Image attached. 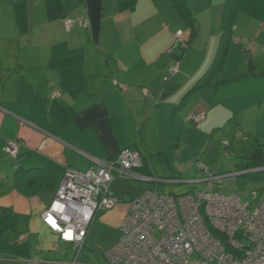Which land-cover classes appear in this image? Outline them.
Here are the masks:
<instances>
[{
	"label": "crops",
	"instance_id": "1",
	"mask_svg": "<svg viewBox=\"0 0 264 264\" xmlns=\"http://www.w3.org/2000/svg\"><path fill=\"white\" fill-rule=\"evenodd\" d=\"M186 1L197 20L195 36L170 0H138L132 11H120L117 0H86L85 6L49 0V11L56 13L40 19L49 25L48 36L25 41L16 31L3 39L0 23L1 262H65L62 249L75 248L60 242L42 215L65 171H88L92 158L114 159L132 149L154 178L173 181L139 182L137 196L146 189L165 193L159 184L189 185L183 193H165L172 195L204 186L194 183L204 177L190 172L198 162L215 163L207 153L212 144L219 147L216 138L229 141L233 150L240 144L242 168L262 167L247 175L264 173V155L253 158L243 147L264 141V0H241L222 63L212 71L227 0ZM65 17H85L90 25L68 31ZM178 31L186 47L177 44ZM177 60L179 73L165 80ZM206 76L208 82L195 88ZM219 81L226 82L216 86ZM54 92L60 97L53 98ZM193 111L206 112V119L187 121ZM8 141L22 144L18 160L5 152ZM258 191L260 200L264 185ZM115 193L132 198L126 189ZM127 211L121 203L93 225L100 217L120 231ZM3 239L15 247L24 243L18 250L26 256H17Z\"/></svg>",
	"mask_w": 264,
	"mask_h": 264
},
{
	"label": "built area",
	"instance_id": "2",
	"mask_svg": "<svg viewBox=\"0 0 264 264\" xmlns=\"http://www.w3.org/2000/svg\"><path fill=\"white\" fill-rule=\"evenodd\" d=\"M63 22L68 31L90 25L85 17H65ZM182 35V31L176 33L177 44L186 47L180 39ZM179 64L177 60L171 66L165 80L179 73ZM52 97L60 94L54 92ZM186 119L199 124L206 119V112L193 111ZM238 136L243 135L238 133ZM21 145L18 141H8L5 152L18 160ZM223 146L230 158L231 144L224 141ZM92 162L94 167L88 171H65L55 199L42 215L44 224L58 235L60 242L72 244L78 250L77 257L94 220L102 212L127 203L128 211L120 225L121 237L103 251L104 264H264V198L244 202L237 195L212 191L217 186L221 188L223 179L248 171L223 176L198 162L205 176L194 183H203V190L172 195L146 189L129 198L127 194L112 191L116 178L138 182L171 180L140 174L143 158L132 149L122 150L114 159L92 158ZM25 264L47 262L35 258Z\"/></svg>",
	"mask_w": 264,
	"mask_h": 264
},
{
	"label": "rangeland",
	"instance_id": "3",
	"mask_svg": "<svg viewBox=\"0 0 264 264\" xmlns=\"http://www.w3.org/2000/svg\"><path fill=\"white\" fill-rule=\"evenodd\" d=\"M1 3L2 8L0 9V23L2 24L1 34L4 37L3 39L11 37L15 31L19 32V35H21L20 38H22V40L24 41L27 39H33L38 37L45 38L46 36H48L50 29L49 25L47 23L40 24V19H46L47 17H49V15L56 13L55 8L49 11V0H1ZM9 39L11 38H8L7 40ZM178 51L180 55L183 53V49L180 47L178 48ZM216 140L219 141V147L217 148L214 144H212L208 150L207 156H211L212 161L215 162L213 165L209 164L208 166L211 168L212 171H214L218 175L225 176L227 174H234L235 171L238 170V172H242L250 170L256 171L262 169V167H256L249 170H242L241 164H238V162H240V158L238 156V154L240 153V144H235L236 149L231 150L232 155L229 159L224 153V140L221 141L218 138H216ZM263 143L264 141L262 142L261 146H256L254 144V146L248 145L243 147L249 148V150L254 153L253 158L258 157V159H261V156L263 157L264 155ZM243 157L247 156L243 155ZM218 164H220V167ZM190 174H192V176L197 179L204 177L202 171L199 169L197 164L192 169ZM170 182L173 181L171 180ZM138 183L139 182L134 180L116 178L112 184L111 189L113 192H115L116 190L121 191L122 189H126V191H129L131 193L132 198H135L139 191ZM221 183V188H218L217 186L212 191L218 192L223 195H237L244 202H247L251 201L252 199H257L261 196L260 192L258 191V188L264 185V173L254 172L248 175L246 174L244 176L237 175L235 177H227L223 179ZM188 186L189 185L159 184L158 188L164 190L165 193H183L188 189ZM204 188L205 185H200L199 187H195L194 191L203 190ZM120 237L121 232L119 231V229L113 228L111 224L104 222L99 217V220H97V222L95 223V225H93L91 229L90 239L84 246L83 251L80 252L78 256L79 258L77 257L78 250L76 248L71 251L62 249L63 254L66 255L67 259L65 260V262L60 263L74 264L76 258H78V262L76 264H104L105 260L103 258V251L115 245L119 241ZM4 239L2 240V243H4L6 247L13 249L12 252L18 253L16 254L17 256H26L24 252L23 254H19L18 250V248L23 250L24 243L22 244L21 242H19V245L16 244L17 247H15L6 244L7 239ZM62 247L63 246H61V248ZM0 259L2 260V257ZM20 259L21 257L18 258L19 261ZM11 261H15V259H11ZM44 261H46L47 264L50 263V261ZM20 262H16L15 264H23L22 260ZM0 264L5 263L0 261Z\"/></svg>",
	"mask_w": 264,
	"mask_h": 264
},
{
	"label": "trees",
	"instance_id": "4",
	"mask_svg": "<svg viewBox=\"0 0 264 264\" xmlns=\"http://www.w3.org/2000/svg\"><path fill=\"white\" fill-rule=\"evenodd\" d=\"M137 1L138 0H117L118 8L120 11H132L133 9H135L137 5ZM78 2L82 6H85L86 4V0H78ZM170 2L172 4V7L175 9V11L187 23L188 28L191 30L192 36H195L198 32V24H197L196 18L193 16L192 12L190 11L188 2L186 0H170ZM240 3H241V0H227L226 1L225 13H224V33H223V38H222V45L219 50V55H218L219 58L214 64V67L211 69V71L217 69V66H219L222 63V59L227 49L226 46L230 42V39H231V35L234 29V21L238 14ZM207 82H208V77L206 76L205 79L199 82L195 88L203 87ZM224 82L226 81H219L216 84V86ZM250 167H251L250 165L245 166V168H250ZM245 168H242V170L243 169L248 170ZM138 172L147 177H154L147 171L145 165H143V167L139 169Z\"/></svg>",
	"mask_w": 264,
	"mask_h": 264
}]
</instances>
